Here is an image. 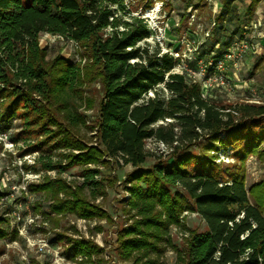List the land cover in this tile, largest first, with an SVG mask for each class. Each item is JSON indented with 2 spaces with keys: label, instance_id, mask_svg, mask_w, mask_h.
<instances>
[{
  "label": "trees",
  "instance_id": "1",
  "mask_svg": "<svg viewBox=\"0 0 264 264\" xmlns=\"http://www.w3.org/2000/svg\"><path fill=\"white\" fill-rule=\"evenodd\" d=\"M259 1L247 6L249 18ZM119 3L0 0V131L10 132L16 144L22 142L23 153H39L26 169L61 173L75 165L84 168L82 185L58 174L31 184V189L49 196V214L56 218L70 213L109 219L85 193V184L95 186L94 198L103 193L95 179L100 170L87 164H109L103 156L118 163L122 158L133 166L126 176L131 194L127 203L140 215L120 231L123 258L131 257L133 264H159L150 254L163 251L160 243L170 225L179 221L184 205L200 214L206 228L191 232L183 264H264V179L248 189L244 164L250 155L264 162V103L226 106L205 97L201 82L173 72L178 58L158 46L151 53L148 44H139L151 30L144 17L123 20L117 15L113 6ZM222 3L219 20L232 19L230 1ZM42 32L82 43L88 60L76 65L61 55L48 58L40 45ZM218 42L214 37L211 50ZM226 51L218 47L212 61L222 59ZM96 79L103 84L96 125L101 148L76 135V127L86 123L75 111L78 102L88 107L96 103L80 87ZM62 110L69 116L66 123L58 118ZM150 138L172 150L169 160L160 158L144 168ZM220 153L236 162L224 169ZM187 200L192 204L185 205ZM1 231L3 237L9 234L3 227ZM63 237L57 235L55 242ZM68 243L74 258L85 257L80 264L101 251L91 239L69 238Z\"/></svg>",
  "mask_w": 264,
  "mask_h": 264
},
{
  "label": "rangeland",
  "instance_id": "2",
  "mask_svg": "<svg viewBox=\"0 0 264 264\" xmlns=\"http://www.w3.org/2000/svg\"><path fill=\"white\" fill-rule=\"evenodd\" d=\"M151 1L152 4L148 0H121V3L113 6L117 15L123 20L144 17L151 34L150 37L139 43L141 46L148 44L151 53L158 46L161 52H167L178 58L179 62L173 72H185L188 79L201 82L203 95L219 105H237L245 102L247 98H251L254 102L257 100L264 102V39L260 38L262 36H257L259 30L264 33V0L259 1L252 18H249L245 13L250 0H229L233 16L232 19L226 18L227 20L223 21L218 18L223 8V0ZM229 15L231 16V14ZM252 21L253 24L260 23L261 26H258L254 32L252 29L246 31L245 27H248ZM214 37H217L219 42L211 50V42ZM243 38L253 39L252 43L261 40L258 43L259 48L256 49L254 46L256 49L254 51L252 44L243 48L240 44ZM39 40L41 47L46 50L48 58L61 55L76 65H84L88 60L87 49L82 43L47 32L40 33ZM226 41H229L228 45H225ZM220 46L227 49L225 53L232 50L234 52L232 59H235V61L227 60L226 69L221 72L216 71L212 66L211 70L209 69V62L213 60L212 57L216 55ZM224 58L225 56L222 59ZM257 61H259L258 65L262 66L260 74L256 76V72L252 70ZM219 72L225 78L223 83L208 78L209 76L213 77L214 74L218 75ZM80 88L83 89L82 93L85 96L94 98L96 103L93 107H88L85 101L81 105V100L78 102L79 104L77 103L75 111L83 114L86 122L76 127L77 138L82 139L89 146L101 148L96 125L98 103L103 95V84L100 79H96L91 82L86 81ZM60 114L62 115V117H58L60 120L65 123L69 121V116L65 115L64 110ZM14 123L19 125V120ZM68 127L74 130L73 126H69V124ZM21 146L22 142L8 150L0 145V169L7 178H10V184L16 183L15 180L19 177L17 173L18 157H22L21 154L24 151V148L19 149ZM145 149L151 154L142 164L144 168L151 166L160 158L170 159L168 153L171 151L162 152L155 139H147ZM68 150L61 149L60 151ZM73 151L79 152V150ZM191 151L198 153L197 148H193ZM31 154L33 155L32 152ZM38 154L36 152L34 155L37 157ZM220 154L219 160L225 157L222 159L224 169L227 165L236 162L235 158L227 155L228 153ZM107 159H110L107 165L101 162L87 164L88 167L100 170L95 179L100 182V189L103 193L94 198L92 191H96V188L93 184H85V193L90 200L106 210L109 219L94 218L84 221L83 218L70 213L64 217L56 218L53 213L49 214V196L44 191L35 190V193H32V204L34 205L32 211L39 215L40 220L37 221V225L29 228L28 236L34 242H38L42 238L50 240L47 251L40 252L38 245H29L27 239L19 234L14 247L8 246L11 241L0 240V264H80L79 259L85 257L79 255L77 256L79 259L76 260L72 256L74 250L69 249V238L91 239L101 248L99 253H93L91 259L86 260L84 264H133L132 258L130 257L128 260L123 258L120 250V231L140 218L136 210L130 208L127 203L131 194L126 188V176L133 170V166L124 163V161L118 163L115 158L112 160L109 156L102 158V160ZM244 164L245 181L249 189L251 185L264 179V162H261L256 155H250ZM83 169L82 166L75 165L61 173L56 172L55 176L60 174L70 183L82 185L85 182V178L82 176ZM41 182L40 180L35 183ZM187 201L184 202L185 205L192 204L191 200ZM178 219V222L170 225L165 235L166 239L160 243L163 251L159 254L155 252L150 254V258L155 259L159 264H183L181 259L187 251L191 232L194 230L203 231L206 228V223L200 214L189 206L183 205ZM46 221L47 223L44 224L43 222ZM3 225L4 221H0V238L3 237L1 231ZM61 234L65 237L59 239V242H55L54 238ZM56 251H59L60 258L55 256ZM67 251L69 256H67Z\"/></svg>",
  "mask_w": 264,
  "mask_h": 264
},
{
  "label": "built area",
  "instance_id": "3",
  "mask_svg": "<svg viewBox=\"0 0 264 264\" xmlns=\"http://www.w3.org/2000/svg\"><path fill=\"white\" fill-rule=\"evenodd\" d=\"M258 26H261L260 23L253 24V21L248 25L246 28V31L252 29L254 32L255 29L258 28ZM262 33V34H261ZM258 37L259 36H264L263 31L259 30L258 32ZM261 38V37H260ZM251 41V42H250ZM254 41L253 39L250 38H243L241 39V46L243 48L248 47L250 44L253 45V50L255 51L258 47V43H252ZM255 44V45H254ZM255 46V48H254ZM259 48V47H258ZM234 56V52L230 50L225 54L224 59H219L216 62H209V65L215 68L216 71H222L225 68L226 61L227 60H233L232 59ZM209 67V66H208ZM218 73V75L214 74V76H209L208 78L210 80H217L220 81L221 83L224 82V77L221 73ZM215 73V72H214ZM206 75V74H204ZM212 83V82H211ZM210 83V85H211ZM152 94V93H150ZM156 140V139H155ZM156 144L158 145V148L161 149V151H166L169 152L171 151V147L164 143L163 141L156 140ZM0 145L4 146L8 150H11L15 147L16 144L13 142L11 138V133L10 132H1L0 131ZM161 152V153H162ZM31 153H23L21 154L22 157H18L19 163H17V173L19 177L15 180L17 181L16 183H11L10 184V178L6 177L5 174L2 172L0 169V218L3 219L4 225L2 226L4 229L7 231L11 232H17L18 234L24 236L29 245L31 246H36L38 245V250L40 252H46L47 248L49 246V241L46 239L42 238L38 242H34L31 237L28 236L29 233V228L33 225H37V221H39V215L34 213L32 210V207L34 206L33 203V194L35 191L31 189V184L42 181L46 176H49L51 178L56 177V172L57 170H38L34 171L32 169H26V165H34L36 162V156L34 155L36 152ZM225 157H222V159ZM121 162H123L122 159H120ZM16 164V163H15ZM12 178V177H11ZM84 221L86 219H83ZM44 224L47 223L43 222ZM40 226V224H39ZM53 242V241H52ZM17 243V241L10 242V244ZM57 257H61L59 255V251L55 253Z\"/></svg>",
  "mask_w": 264,
  "mask_h": 264
},
{
  "label": "crops",
  "instance_id": "4",
  "mask_svg": "<svg viewBox=\"0 0 264 264\" xmlns=\"http://www.w3.org/2000/svg\"><path fill=\"white\" fill-rule=\"evenodd\" d=\"M250 2H251V0H250ZM264 34V33H263ZM262 39H264V37H261ZM260 42H261V40H259ZM260 60V59H259ZM258 63H259V61H257V63L256 64H254V66H253V72H256V76L257 75H259L260 74V72H261V66L262 65H258ZM253 74V73H252ZM252 95V94H251ZM245 102H254V101H252V99L251 98H247V100H245ZM255 103H264V102H262V101H259V100H257V102L255 101ZM84 219V218H83ZM9 234L7 235V237H2V238H0V240H7V241H11V242H13V241H17L16 240V238L18 237V233L17 232H9V231H7ZM15 244H17V243H14V244H10V245H8V246H12V247H14L15 246ZM77 259H79V258H76V260ZM81 259V258H80ZM79 259V260H80Z\"/></svg>",
  "mask_w": 264,
  "mask_h": 264
}]
</instances>
